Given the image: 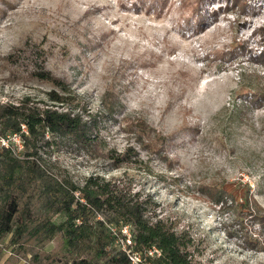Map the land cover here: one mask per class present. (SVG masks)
I'll return each instance as SVG.
<instances>
[{
	"label": "rangeland",
	"instance_id": "rangeland-1",
	"mask_svg": "<svg viewBox=\"0 0 264 264\" xmlns=\"http://www.w3.org/2000/svg\"><path fill=\"white\" fill-rule=\"evenodd\" d=\"M179 2L159 11L148 0H0V100L47 102L52 85L32 73L44 65L86 112L99 114L96 132L107 147L135 151L114 167L44 144L55 172L78 182L90 174L129 179L151 194L157 214L189 230L203 264H264V229L238 207L249 194L264 207V100L258 105L252 94L253 84L264 89V64L252 60L262 48L253 31L264 23V0H250L257 8L243 16L230 0H204L200 25L196 17L187 23ZM239 39L248 44L243 52ZM137 120L152 143L136 141L129 124ZM220 189L225 204L234 203L225 212L213 201ZM40 214L33 199L32 216ZM0 244V264L67 257L59 235L12 244L6 234Z\"/></svg>",
	"mask_w": 264,
	"mask_h": 264
},
{
	"label": "trees",
	"instance_id": "trees-1",
	"mask_svg": "<svg viewBox=\"0 0 264 264\" xmlns=\"http://www.w3.org/2000/svg\"><path fill=\"white\" fill-rule=\"evenodd\" d=\"M167 1L148 0V9L161 11ZM249 2L230 0L229 3L243 16L257 8H249ZM203 5L204 0H180L178 10L182 14L186 12L187 23L196 17L200 25L205 18ZM216 13L212 11L213 15ZM253 33L258 35L257 43L262 48L252 60L264 64V23L255 27ZM237 43L242 52L248 47L246 41L239 39ZM32 73L52 85L45 92L47 102H35L29 95L16 102L0 100V137L18 132L22 140L18 152L0 145V238L9 234L12 244H19L20 240L43 243L59 235L61 248L67 255L65 264H130L125 253L114 246L104 221L125 223L130 226L136 248L155 245L161 250L153 264H203L197 258L189 230L178 228L179 224L171 217L157 214L158 204L151 194L135 189L129 179L90 174L78 182L65 172L53 170L54 163L40 152L44 144L57 151L84 153L93 159L103 157L114 167L133 161L135 151L128 146L116 152L104 144L95 127L99 114L86 112L69 83L42 64L34 67ZM252 89L253 99L261 98L260 105L264 89L260 84H253ZM103 105L108 113L112 112V102ZM22 125L26 133L21 132ZM129 129L138 143H152L144 120L129 124ZM158 138L166 139L162 135ZM76 191L79 197L75 196ZM224 192L220 189L213 200L222 212L234 206L233 202L225 204ZM33 199L41 210L40 216H32ZM238 207L252 225L264 229V207L251 194ZM97 213L104 221L97 218ZM57 215L61 220L55 222L52 219Z\"/></svg>",
	"mask_w": 264,
	"mask_h": 264
},
{
	"label": "built area",
	"instance_id": "built-area-1",
	"mask_svg": "<svg viewBox=\"0 0 264 264\" xmlns=\"http://www.w3.org/2000/svg\"><path fill=\"white\" fill-rule=\"evenodd\" d=\"M21 132L26 133V128L24 125H22ZM11 139L20 142L22 146L21 136L18 132H14L4 137L1 136L0 145L14 149ZM79 195L80 193L76 191L75 196L79 197ZM80 200H82L81 197ZM96 216L97 218L104 221V218L100 213H97ZM77 221L79 220L77 219ZM104 223L111 233L114 246L117 248L119 247V249L125 253L130 264H153L152 261L161 254V250L155 245L145 246L141 249L136 248L135 245H133L135 243L131 234L130 226L128 224L118 223L117 225L105 221Z\"/></svg>",
	"mask_w": 264,
	"mask_h": 264
}]
</instances>
